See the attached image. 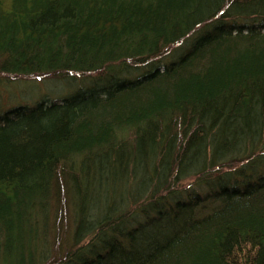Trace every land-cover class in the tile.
<instances>
[{
	"label": "trees",
	"instance_id": "1",
	"mask_svg": "<svg viewBox=\"0 0 264 264\" xmlns=\"http://www.w3.org/2000/svg\"><path fill=\"white\" fill-rule=\"evenodd\" d=\"M0 264H264V0H0Z\"/></svg>",
	"mask_w": 264,
	"mask_h": 264
},
{
	"label": "rangeland",
	"instance_id": "2",
	"mask_svg": "<svg viewBox=\"0 0 264 264\" xmlns=\"http://www.w3.org/2000/svg\"><path fill=\"white\" fill-rule=\"evenodd\" d=\"M66 91V86L54 79L19 81L10 87L4 103L7 106L32 104L44 95L55 98Z\"/></svg>",
	"mask_w": 264,
	"mask_h": 264
}]
</instances>
